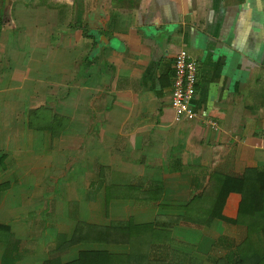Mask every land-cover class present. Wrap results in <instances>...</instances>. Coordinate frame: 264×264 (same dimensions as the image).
<instances>
[{
	"label": "crops",
	"instance_id": "crops-1",
	"mask_svg": "<svg viewBox=\"0 0 264 264\" xmlns=\"http://www.w3.org/2000/svg\"><path fill=\"white\" fill-rule=\"evenodd\" d=\"M0 25V264H264V202L223 195L264 197V0H0Z\"/></svg>",
	"mask_w": 264,
	"mask_h": 264
},
{
	"label": "built area",
	"instance_id": "built-area-1",
	"mask_svg": "<svg viewBox=\"0 0 264 264\" xmlns=\"http://www.w3.org/2000/svg\"><path fill=\"white\" fill-rule=\"evenodd\" d=\"M198 81V65L186 51L178 52L173 61V80L170 93V104L174 111L175 121L195 116L192 102L195 97ZM214 126V124L212 123Z\"/></svg>",
	"mask_w": 264,
	"mask_h": 264
},
{
	"label": "trees",
	"instance_id": "trees-1",
	"mask_svg": "<svg viewBox=\"0 0 264 264\" xmlns=\"http://www.w3.org/2000/svg\"><path fill=\"white\" fill-rule=\"evenodd\" d=\"M1 26V25H0ZM257 175V181L261 182L262 181V177H260V174H255ZM250 177L246 178V176L241 177V178H229V180L231 181V185L229 187H227L226 190H224L223 195H225V193H228L230 191H238L241 195H242V203L240 205V211H242L243 209L247 208L248 210H253L254 207H257L258 209H260V205L263 204L264 202V197L261 194V192H259L258 190H255V187L253 185V187L251 186H246V181L249 179ZM258 184L257 182L255 183V185ZM251 187V188H250ZM263 213V215H261L259 217V219H263L264 222V210L261 211ZM258 217H256L255 219H257ZM264 238L261 237V235L258 236V241L261 244V251H262V255L259 257V259H264V243H263ZM63 253V249H57L55 254H53L54 256H52L50 258V260H48L46 262V264H65V263H60V256ZM86 253V252H85ZM68 264H111V261H108V259H101L99 258V260H97L96 258H93L91 256H84L82 255V253L79 255V257L72 261L71 263Z\"/></svg>",
	"mask_w": 264,
	"mask_h": 264
}]
</instances>
